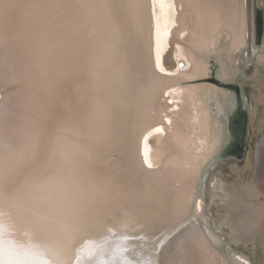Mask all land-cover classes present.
Here are the masks:
<instances>
[{"label":"bare ground","instance_id":"obj_1","mask_svg":"<svg viewBox=\"0 0 264 264\" xmlns=\"http://www.w3.org/2000/svg\"><path fill=\"white\" fill-rule=\"evenodd\" d=\"M12 3L0 13V238L47 264H251L233 244L264 247V137L253 183L218 175L235 161L239 112L250 131L261 115L246 86L264 76V1L104 0L103 30L81 0ZM54 149L82 184L42 167ZM221 192L235 209L214 220Z\"/></svg>","mask_w":264,"mask_h":264},{"label":"rangeland","instance_id":"obj_2","mask_svg":"<svg viewBox=\"0 0 264 264\" xmlns=\"http://www.w3.org/2000/svg\"><path fill=\"white\" fill-rule=\"evenodd\" d=\"M261 38L262 40L260 46L262 45L264 47V28ZM261 68L262 70L260 72L264 73L263 66H261ZM258 71V69L255 70L253 68L251 70V74H255V77L260 78L261 74L258 73ZM262 80H264V76ZM262 80L253 82L251 81L250 85L246 86V91L249 95V103H251L254 108L258 106L261 109V115H256L254 118L253 127H251V131H249V137L244 157L240 159L239 157L233 155L235 161L225 165L224 168L220 169L218 178H220L224 182L225 186H235V188L239 189L241 188L242 184L253 183L256 180L255 171L257 168V147L264 137V119L262 121V118L264 117V92L261 93L259 90ZM218 194L221 195L222 198L226 199V202H224L225 200L223 199L224 201L221 200L218 204H215L214 202L211 203V205L209 206V211L214 220H218L220 218V220H225L230 216V213L228 214V212L231 209L233 210L235 208L227 204V201L229 200L228 198L230 197L228 193L221 192ZM262 199L264 200V196L262 197ZM224 215H226V217ZM223 231L227 239L230 240L231 237H233V232L230 227L225 226ZM244 242L245 241H243L242 246H237L236 244H233V242L231 244H233L234 247L243 250V253L245 254V256H247L251 264H264V247L262 242L260 240L245 243Z\"/></svg>","mask_w":264,"mask_h":264},{"label":"clouds","instance_id":"obj_3","mask_svg":"<svg viewBox=\"0 0 264 264\" xmlns=\"http://www.w3.org/2000/svg\"><path fill=\"white\" fill-rule=\"evenodd\" d=\"M81 6L82 11L93 19L102 30L107 28L104 0H81ZM13 10L12 0H0V13H12ZM85 72L86 75L95 76L96 74L94 68L89 71L87 62ZM89 120L96 128L103 129L106 121L104 109L102 107L94 108ZM28 150L27 144L22 143L20 145L21 152H27ZM40 164L44 169L59 174L70 186L82 184V178L76 172L73 158L61 150L54 149L51 155L41 158Z\"/></svg>","mask_w":264,"mask_h":264},{"label":"water","instance_id":"obj_4","mask_svg":"<svg viewBox=\"0 0 264 264\" xmlns=\"http://www.w3.org/2000/svg\"><path fill=\"white\" fill-rule=\"evenodd\" d=\"M257 14V34L258 37H262L263 28H264V21H263V11L260 8H257L256 10ZM214 76L207 79V82H216ZM236 90H238V87H232ZM233 128L237 131H239V138L234 144H232V147L226 152L227 155H235L242 159L245 155V149L248 142L249 137V131H250V119H249V113L247 110H241L239 112V115L235 118L233 123Z\"/></svg>","mask_w":264,"mask_h":264},{"label":"snow or ice","instance_id":"obj_5","mask_svg":"<svg viewBox=\"0 0 264 264\" xmlns=\"http://www.w3.org/2000/svg\"><path fill=\"white\" fill-rule=\"evenodd\" d=\"M0 264H47V261L32 247L0 238Z\"/></svg>","mask_w":264,"mask_h":264}]
</instances>
